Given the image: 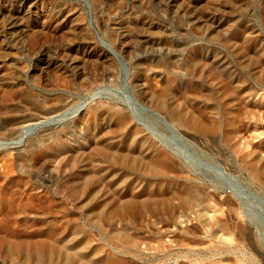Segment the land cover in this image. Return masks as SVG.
<instances>
[{"label":"bare ground","instance_id":"1","mask_svg":"<svg viewBox=\"0 0 264 264\" xmlns=\"http://www.w3.org/2000/svg\"><path fill=\"white\" fill-rule=\"evenodd\" d=\"M102 1L97 3L104 12V29L121 37L123 45L125 40H135L129 30L138 19L125 16L109 30L106 21L113 9L105 11ZM193 6L191 19L196 18ZM71 11L37 19L27 31L30 44L48 37L77 48L75 54L84 57L91 68V74L77 82L80 89L105 81L116 84L118 68L109 57L116 56L115 51L105 43L108 52L92 46L87 29L78 23L80 17L74 12L70 15ZM142 22L154 33L152 24ZM231 25L235 23L228 24V30ZM250 27L244 29L246 42L241 45L252 57L239 55L236 65L223 63L224 57L215 48L197 44L167 51L155 64L136 65L133 103L150 115V126L126 107L109 103L86 110L82 119L88 133L84 138L67 139L66 133L73 131L69 124L54 133L44 131L38 139L14 149L12 167L0 184V255H17L38 264H169L171 257L190 260L199 256L206 257L207 264H219L220 258H232L234 264H256L252 260L256 256L264 264L259 242L242 216L240 200L228 191L218 197L213 186L171 149V140L155 127L196 146L199 154L222 161L227 172L238 173L264 197V92L259 94L264 88V42ZM206 29L193 33L200 40H214L215 35ZM122 50L127 51L124 46ZM124 70L126 81L129 74ZM151 75L158 77L156 82ZM5 80L0 72V85ZM69 106L66 97L38 99L30 108L20 106L1 113L0 147L16 143L2 139L20 129L25 131L18 141H25L41 118H57ZM48 163L51 175L42 180L37 172ZM229 173L224 174L230 180L234 176ZM66 205L98 229L94 234L98 241L81 220H42L44 212L66 209ZM141 232L152 233L140 236ZM150 243L157 244L147 247ZM170 246L175 252L169 251Z\"/></svg>","mask_w":264,"mask_h":264},{"label":"rangeland","instance_id":"2","mask_svg":"<svg viewBox=\"0 0 264 264\" xmlns=\"http://www.w3.org/2000/svg\"><path fill=\"white\" fill-rule=\"evenodd\" d=\"M102 5L104 6L105 11L106 9L108 11L113 9V12L111 13L113 16H107L106 21V26L109 27V30L116 24L115 22H120L128 16H134V19H138L135 20L136 22L134 20L132 21L133 23H131L132 26L129 30L131 36H134L133 38L135 40L131 41L129 36L130 39L125 40L126 42L123 45L121 37L118 39V37L112 35L107 30L108 28L104 29L101 23L104 12L101 14L97 0H0V72L6 79L5 84L3 86L0 85V116L1 113L6 111L10 112L16 108V110H19L20 106L30 108L38 99L50 100L66 97L70 101L69 108L66 109L67 111H64L65 113L62 112L63 114H59L57 117L58 119L56 117L51 119L49 116L41 118V124L31 128L27 132L25 141H18L24 134L25 130L22 129L18 130L17 133H14L11 137H4L2 139V141L16 143L7 147H0V184L12 167V152L14 149L23 148L29 141L38 139L44 131L54 133L71 124L73 125V131L66 133V138L69 140L84 138L86 136L85 134L88 133V130L82 118L86 110L90 107L100 109L107 106L109 103H114L124 108L126 107L125 109L135 118H141L140 120H142L141 122L144 123V125L150 126V115H148L140 105L133 103V100L136 99V94L132 90V84L135 85L136 82L134 81L132 74L134 69L140 64H155L159 61L160 57L166 55L167 51H172L177 47L187 49L190 48L191 45L197 44L203 45L207 49L215 48L214 50L221 53V56L224 57L222 60L219 58V60H224L223 63L226 61V63L228 62L232 66L236 65V59H238L239 55H245L247 58L252 57L250 51L249 53L247 51L245 53L242 48V41L245 43V36H247V34H245L247 32H245L244 29L247 26L252 25L253 27L250 28L253 29L254 34H257L264 42V0H103ZM193 5H196L195 7L197 8V11L194 12L196 15V18H194L195 20L190 18L194 16L192 13ZM201 7H203V9H201ZM68 9L72 10L70 15L74 12L75 15L80 17L78 23L82 28L87 29L89 33L87 39L91 40L92 46L106 52L107 49L105 45H103V43H105L111 46L115 51L116 56L110 54L109 57L115 68L119 69H117L119 73V82L113 85L109 84L108 81H105L104 83L93 84L80 89L78 85L79 83L77 82H80L84 75H90L91 68L89 63L85 61L84 57L75 54V49L77 48L65 44L66 42L56 39L52 40L48 37H42L43 40H38L34 46L30 44L28 32H30L29 30H31L35 23L39 21L37 19H40L43 15H68ZM143 20H145L146 23L148 22L152 24L154 33L148 32L147 27L143 25ZM175 20H178V25ZM232 21L235 25H231L228 30V24ZM79 24L77 25V28L79 27ZM204 28H207L206 30H209V32L212 31V35H215V41L211 39L209 41L200 40L198 38L199 36L194 35V31L204 30ZM80 30L79 27V31ZM123 46L127 49L126 52L122 50ZM121 68L125 69L124 71H127L129 74V79L127 78L126 81L124 80ZM59 69L60 73H58ZM151 78L153 82H156V79H158L155 75H151ZM261 92H264V88H262L259 94ZM95 94L97 95L95 96ZM90 97L94 98L91 99ZM261 97L264 98V93ZM16 105L19 106L17 107ZM77 107L81 108L80 112L73 111L77 109ZM49 119H51V121H49ZM155 127L159 131L161 130L162 132H160L167 136L168 140H171L170 142L168 141L171 149H174L179 153L181 158L185 157L183 160L187 161V164L190 165L199 177L201 176L200 178L205 180L208 186H213L211 189L217 191L216 193L219 195H216L218 197H222L224 194L231 192L237 200H240L241 211H243L242 216L252 228L254 235L259 242L260 252H263L262 254L264 258V197L260 195L255 188L249 185V183L238 173L227 172L225 170L227 166L222 161L215 162L213 157L211 158L206 154H199L196 151V146L183 140L180 141L175 139L171 136V133H165L158 126ZM100 130L101 127L98 131ZM170 137L175 140H172ZM8 151L11 152V154H9ZM50 171L51 167L48 163L37 173L42 180H46V178L51 175ZM224 173H229L232 175L231 177L234 176V178L230 177L231 179L229 180ZM67 206L68 205H66V209L54 207L51 209L52 212L50 210L46 211L47 213L44 212L45 215L42 220L59 221L62 220L61 218L63 217L66 219L70 218L69 220H81L80 223H83V226L89 231L91 230L93 235L98 234V229L96 227L90 226L89 224L87 225L86 222L84 223L83 218L78 216L74 210ZM95 229L97 230L95 231ZM151 233L148 234L141 232L140 236H150ZM95 235V241H98L99 236ZM152 237L155 238V235H152ZM143 241L145 240L142 239V243ZM150 244L151 246L147 245V247L153 248L157 243ZM141 246L144 248L146 247L144 243L141 244ZM168 249L171 253L175 252V249L171 246ZM255 257L252 260L256 262V264H259L260 259ZM205 258L206 257L199 256L188 260L184 257H171L169 264H198V262L199 264H207L209 260ZM223 259L224 258H220L218 260L219 264H234L232 258H226L227 260L225 259L224 261ZM147 262L143 264H151ZM44 263L48 264V262ZM0 264L38 263L21 256L18 257L17 255H0ZM138 264L140 263L138 262Z\"/></svg>","mask_w":264,"mask_h":264}]
</instances>
